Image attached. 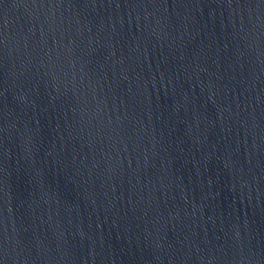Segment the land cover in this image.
<instances>
[{"label":"water","instance_id":"water-1","mask_svg":"<svg viewBox=\"0 0 264 264\" xmlns=\"http://www.w3.org/2000/svg\"><path fill=\"white\" fill-rule=\"evenodd\" d=\"M0 264H264V0H0Z\"/></svg>","mask_w":264,"mask_h":264}]
</instances>
